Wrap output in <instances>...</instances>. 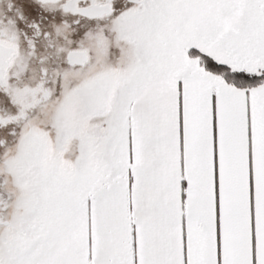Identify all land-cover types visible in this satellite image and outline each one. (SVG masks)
I'll use <instances>...</instances> for the list:
<instances>
[{
	"label": "snow or ice",
	"instance_id": "1",
	"mask_svg": "<svg viewBox=\"0 0 264 264\" xmlns=\"http://www.w3.org/2000/svg\"><path fill=\"white\" fill-rule=\"evenodd\" d=\"M0 264H264V0H0Z\"/></svg>",
	"mask_w": 264,
	"mask_h": 264
}]
</instances>
